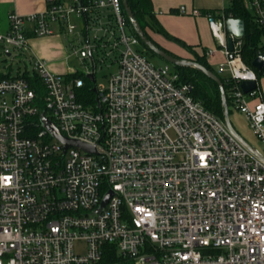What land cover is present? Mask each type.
Returning a JSON list of instances; mask_svg holds the SVG:
<instances>
[{
    "label": "built area",
    "instance_id": "built-area-1",
    "mask_svg": "<svg viewBox=\"0 0 264 264\" xmlns=\"http://www.w3.org/2000/svg\"><path fill=\"white\" fill-rule=\"evenodd\" d=\"M242 2L264 42V0ZM205 16L227 109L264 148V71L241 58L223 9ZM6 20L4 53L27 52L30 67L0 79V264H100L106 247L110 264H264V150L243 146L168 63L137 49L120 0L50 2ZM51 36L63 41L62 71L30 48ZM114 66L97 84L95 72ZM86 83L93 105L78 99ZM42 114L91 150H63Z\"/></svg>",
    "mask_w": 264,
    "mask_h": 264
},
{
    "label": "crops",
    "instance_id": "crops-1",
    "mask_svg": "<svg viewBox=\"0 0 264 264\" xmlns=\"http://www.w3.org/2000/svg\"><path fill=\"white\" fill-rule=\"evenodd\" d=\"M151 1L153 14L160 26L176 39L192 47L196 54H204L205 51L217 48L215 40L208 28L205 13L215 12L226 8L230 0H149ZM45 0H0V29L5 30L7 27L6 17L8 13L15 12L18 15H28L30 13L43 11L46 9ZM184 7L182 13L180 7ZM148 31L152 41L157 43L166 51H170L181 59L192 58L191 52L185 47L174 41L167 40L156 31ZM37 39V38H35ZM45 39L48 50L47 56L59 58L62 61L65 48L63 41L57 36H51ZM34 40V39H31ZM32 52L34 50L32 49ZM39 57H42L38 54ZM208 64L211 67L223 60L220 51L216 49L213 56L208 57ZM62 63V62H61ZM63 64V63H62ZM55 65V64H54ZM53 65V70L62 71L64 66Z\"/></svg>",
    "mask_w": 264,
    "mask_h": 264
},
{
    "label": "trees",
    "instance_id": "trees-1",
    "mask_svg": "<svg viewBox=\"0 0 264 264\" xmlns=\"http://www.w3.org/2000/svg\"><path fill=\"white\" fill-rule=\"evenodd\" d=\"M67 0H45V4L50 5L52 3H62ZM83 1V0H81ZM131 10L132 16L136 20L140 29L144 32L146 38L154 45L158 46L160 49L164 50L167 54L171 56H175L170 51H166L157 43L152 41L151 37L148 34V31H156L161 34L167 40H171L176 42L177 44L185 47L192 54V58L190 59L197 64H201L207 70L212 71L211 66L208 64L207 59H205L204 54H196L192 47L185 44L184 42L176 39L167 33L158 23L156 17L153 14L151 1L149 0H125ZM223 12L232 18L243 19L244 20V28L245 33L241 38V53L240 56L243 58V61L249 66L252 67L251 63L255 58V55L258 50L264 51V42H261L262 31L258 28L253 22L252 14L246 10L243 6L242 0H230L229 4L226 8L223 9ZM126 17V16H125ZM127 24L131 29L129 20L126 17ZM132 30V29H131ZM140 41V40H139ZM141 46L144 47L145 52L151 55H155L152 53L147 46H145L140 41ZM157 56V55H155ZM179 58V57H177ZM181 59V58H180ZM175 74L177 75L176 83L177 84H189L191 86V96L192 98L203 104L204 108L208 110L213 115L215 114L218 118L224 119L223 117V106L220 100V92L219 88L214 81L210 80L206 75L202 74L199 70L191 66H181V65H173ZM217 74V73H216ZM7 75V74H6ZM6 75L0 74V79L6 78ZM24 78L32 81V76H29L26 71L22 73ZM258 76H262V72L257 73ZM222 85L225 91L227 90L223 80ZM79 94V101H82L86 105H93L94 103V93L91 92L90 87L86 83L81 89ZM229 106V105H228ZM230 108H228L229 115ZM117 255L114 254V250L110 251L109 247H106V251L104 252V256L100 261V264H110L117 260Z\"/></svg>",
    "mask_w": 264,
    "mask_h": 264
},
{
    "label": "water",
    "instance_id": "water-1",
    "mask_svg": "<svg viewBox=\"0 0 264 264\" xmlns=\"http://www.w3.org/2000/svg\"><path fill=\"white\" fill-rule=\"evenodd\" d=\"M123 5L124 13L127 19L129 20L130 26L132 31L136 34L137 37H139L140 41L148 47V49L157 55L159 58L164 60L166 63H171L172 65H185V66H191L199 70L202 74L206 75L210 80L214 81L217 85V88H219L220 92V100L223 106V121L228 129L229 132H231L238 141L243 145L246 146L249 150H251L257 157L262 158L261 154L256 152L251 146H249L246 142H244L237 132L233 129L230 118L228 117V109H227V103H226V97H225V90L223 88L222 82L220 78L217 76L216 73H212L211 71L207 70L204 66L201 64H197L196 62H193L188 59H180L174 56H171L170 54H167L164 50L160 49L158 46L152 44L145 36L144 32L140 29L139 25L137 24L136 20L134 19V16H132L131 10L125 0H120ZM224 29L226 30V33L233 34L236 38H242V36L245 33L244 28V20L243 19H236L232 17H228L225 20ZM228 47H232V43L230 39H227ZM8 53V51H7ZM252 67L257 71L262 69L264 71V53H261L259 50L257 51L254 60L251 63ZM90 81H93L92 75H88ZM240 87L244 92L251 90L254 88V83L252 81H243V83L240 84ZM94 91V88H92ZM98 105V104H96ZM40 123L45 128V130L53 137H55L57 140H59L63 145V150L67 148L69 145H74L79 148H83L85 150H91V147L88 146L85 143H81L77 140L69 139L62 137L56 126L49 122L45 116L42 114L39 118ZM110 193L107 194V196L102 201L101 205L105 203L106 199L108 198ZM100 205V206H101Z\"/></svg>",
    "mask_w": 264,
    "mask_h": 264
},
{
    "label": "rangeland",
    "instance_id": "rangeland-1",
    "mask_svg": "<svg viewBox=\"0 0 264 264\" xmlns=\"http://www.w3.org/2000/svg\"><path fill=\"white\" fill-rule=\"evenodd\" d=\"M45 42V39H35L30 40V48L34 50L36 54L41 55L45 62L48 64L49 68L53 69V65H58L59 67L62 66L63 64L61 63V59L57 58H51L47 56L46 50H48L47 45ZM139 50H141L145 56L147 57L148 60L152 62L153 65L159 67L163 66L166 64L164 60L159 58L158 56L151 55L150 53L148 54L145 52V49L141 44L138 46ZM9 52L11 53V56L6 55L4 52V47L0 44V74L6 75L8 74L9 76L15 75L18 71L21 72V70H24L25 68H29L30 64L27 60V52L24 51H15L13 49H8ZM169 64V69L171 72H175L174 66L171 63ZM54 65V66H55ZM77 66V65H76ZM78 68H82L83 66H77ZM79 68V69H80ZM116 67H111V68H105L102 67L101 69H98L95 72V77H96V83L97 84H103L106 82V78L108 75L112 72H114ZM212 71L215 73V67H211ZM219 76L220 74L217 73ZM264 80V76L262 77ZM90 85H92L90 83ZM263 86H264V81H263ZM228 117L230 118L231 125L235 132L238 133L240 138L246 142L249 146H251L253 149L256 151H263L264 148L261 143H259L258 139L256 138L255 134L253 131H251L249 124L246 120L245 117H243L241 114H239L237 111L233 110L230 108L229 115Z\"/></svg>",
    "mask_w": 264,
    "mask_h": 264
},
{
    "label": "bare ground",
    "instance_id": "bare-ground-1",
    "mask_svg": "<svg viewBox=\"0 0 264 264\" xmlns=\"http://www.w3.org/2000/svg\"><path fill=\"white\" fill-rule=\"evenodd\" d=\"M83 1H85V0H83Z\"/></svg>",
    "mask_w": 264,
    "mask_h": 264
}]
</instances>
